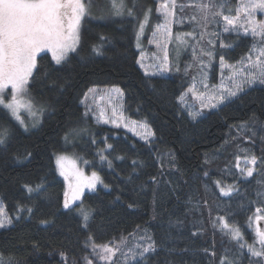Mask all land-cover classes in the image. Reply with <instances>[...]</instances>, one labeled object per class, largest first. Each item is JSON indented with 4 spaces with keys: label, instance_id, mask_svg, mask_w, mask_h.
<instances>
[{
    "label": "trees",
    "instance_id": "trees-1",
    "mask_svg": "<svg viewBox=\"0 0 264 264\" xmlns=\"http://www.w3.org/2000/svg\"><path fill=\"white\" fill-rule=\"evenodd\" d=\"M159 1L140 0L141 8L153 10L146 30L153 23ZM191 1L194 5L202 0ZM128 2L131 6L132 0ZM189 2L183 9L196 16L198 9L188 7ZM94 4L93 15L81 21L77 52L69 53L68 60L60 65L48 53L37 58L32 93L46 106L39 126L25 132L0 107V123H8L13 129L7 149L0 148V200L13 217L11 226L0 228V264H9L10 260L13 264H85V257L93 264H103L92 248L85 246L89 232L97 244L111 241L116 245L123 239L121 245L136 240L147 246L149 236L156 241L155 252L135 260L128 257L125 264H219L225 254L236 264H256L247 249H240L219 226L213 227V221L217 215L226 216L240 226L244 238L241 243L253 242L249 218L257 208L264 210V194L257 195L258 191L264 193V163L258 161L252 178L239 176L234 165L237 155L243 158L255 154L264 160V86L247 88L226 105L191 120L178 101L191 82L189 53L183 54L179 71L175 68L167 75H146L137 64L139 50L135 46L136 28L143 17L141 8L136 9L137 19L126 14L109 15L111 3L107 0H94ZM187 14L182 17V27L192 29L188 22L191 14ZM213 22L218 23L216 18ZM101 35L106 37L103 42ZM221 41L231 47L220 48ZM94 44L103 45V55L92 51ZM212 46L216 63L211 64L209 73L215 75L221 54L227 62H239L260 44L251 36L221 34L216 35ZM91 86L119 87L123 114L133 121H146L155 132L152 143L145 146L122 127L94 123L90 114L85 117L81 101ZM82 129L86 134L78 135ZM106 143L115 148L111 155L104 153L113 160L112 168L97 155ZM26 151L32 152L31 158L23 159ZM55 153H72L89 161L84 164L81 160L84 170L97 171L109 185H99L81 197L85 209L95 210L88 229L81 226L77 212L61 207L65 187L56 171ZM17 154L20 161L15 159ZM117 155L126 158L115 159ZM206 158L210 163L205 164ZM133 160L143 165L133 171ZM41 176L47 193L30 202L22 184ZM214 180L236 183L239 194L221 196ZM18 200L35 203L40 211L31 217L22 213L16 220ZM41 218L52 222L41 224ZM173 248L177 250L170 251ZM185 248L187 251H182ZM116 255L114 264H118Z\"/></svg>",
    "mask_w": 264,
    "mask_h": 264
},
{
    "label": "snow or ice",
    "instance_id": "snow-or-ice-1",
    "mask_svg": "<svg viewBox=\"0 0 264 264\" xmlns=\"http://www.w3.org/2000/svg\"><path fill=\"white\" fill-rule=\"evenodd\" d=\"M95 7L94 0H0V107L7 110L8 115L14 119L18 124L23 127L27 132L30 128H37L39 126V116L46 111V106L43 102L39 101L32 93L33 84L35 81L34 69L37 68V58L41 53L50 52L52 60L56 65H60L68 60L69 53L77 52V45L80 43V28L81 21L85 17L93 15L92 9ZM177 0H163V3L156 9L158 13H162L164 17L163 23H157L155 30L152 32V40L150 43H155L156 47L164 51L163 60L159 68V73L170 71L169 57L167 53V46L173 37L172 24L176 17ZM180 9L183 10L185 5L181 4ZM188 7H195L202 14L201 19L204 25L209 23V17L213 20L217 17L222 18L224 21L225 33L231 31L239 32L237 24L240 23L243 15L244 34L251 35L253 38L259 37L258 55L255 60H252L251 56L248 57L250 67L257 69V71L248 72L242 78H237L240 73L235 72L233 76L228 77L231 81V87H217L211 94L199 93L197 94L194 88H189L187 92L183 93L179 97L181 104L185 103V96L188 93L195 95V98L200 102V108L215 109L220 105H226L237 97L239 94L244 93L247 88H251L254 85L264 86V19L258 20L256 14H264V0H239L238 5L235 8L227 6L226 0H207V2H200L197 4H190ZM141 8L140 0H132L131 6H129L128 0H112L111 9L109 15L122 16L128 15L133 18H137L136 9ZM143 12V19L138 21V31L136 32L137 47H140V37L145 31V26L150 22V14L152 8H141ZM234 13V14H225ZM103 18V16L99 17ZM192 21H196L197 17L193 15L190 18ZM184 36L193 37L195 39L194 32L177 33L176 40L181 45L186 44L187 41L183 39ZM203 34H201L202 38ZM106 39L104 35L100 36L101 42ZM211 43V41H209ZM220 48L231 47L230 44H226L221 41ZM255 47V45H254ZM92 51L97 55H103V45H93ZM195 54V49H193ZM203 53V49H201ZM209 57L212 53H204ZM42 58V57H41ZM142 60V58H141ZM141 60V67H144ZM221 67H231L225 62L224 54L219 56ZM177 71L179 68L177 67ZM146 71V75H147ZM157 73H153L155 75ZM55 83V82H54ZM207 87V86H205ZM108 93H116L122 97L123 92L118 87H112L105 89ZM96 88H90L88 93H85V99H87L89 93H96ZM84 103V100L81 101ZM90 112L93 115L95 113L90 106L85 105V111L83 115L87 117ZM115 115V111L113 112ZM188 115L196 120L200 115V111H189ZM31 119V123H28V119ZM97 122L109 123L110 120L105 118L104 112L101 111L96 116ZM111 123L119 128L121 123L116 119H112ZM124 127H128L130 131H133L140 140L144 141L145 146H149L155 137V132L147 124L146 121H128L123 124ZM247 127V125H242ZM141 129L136 131V129ZM256 133L254 132L253 135ZM13 135L12 126L8 123H0V148L7 149L9 141ZM65 142L69 141V135L65 134ZM95 143V140L92 141ZM115 151L114 145L106 143L104 149H100L97 153L99 160L102 163H106L109 168L113 167V160L109 158L112 152ZM108 152L109 155L104 153ZM32 157V152L26 151L23 154V159H29ZM126 157L123 155L115 156V159L123 160ZM15 159L20 161L22 158L20 155H15ZM80 159L84 164L90 163L87 160H83L82 157H70L66 154H54V161L56 170L59 175L67 182V188L63 194V201L61 207L67 212H77L81 219V226L84 229H88L89 220L92 218L94 209L83 206L81 197L84 195V189L95 190L98 184L104 188H108L109 185L104 182V179L99 175L97 171H92L91 175H85L84 171L77 167L76 160ZM174 160V156H173ZM235 165L241 175L244 178L254 177V173L257 172L258 161L264 163V160L258 158L255 154L246 155L243 157L244 167H241V157L237 155L235 157ZM210 163L206 158L205 164ZM133 171L136 167H141L143 162L133 160ZM251 165V166H249ZM173 166H175L173 164ZM205 177L209 176V172L205 171ZM153 182L156 181V177L151 178ZM215 187L219 190V194L223 197H232L233 194H239V186L236 183L226 184L221 180L213 181ZM24 192L27 194V199L32 202L34 197H39L41 194L47 193L46 181L43 176L39 177L37 181L25 182L22 184ZM264 194L260 191L257 195ZM77 201H81L79 205ZM207 205V201L204 202ZM132 207V205H129ZM15 211L17 213L15 219L22 218L20 214L27 213L30 217L37 211H40L39 207L35 203H24L23 201H16ZM257 213L261 212L260 208L256 209ZM209 215L211 216V209H209ZM262 217L257 216L256 220L259 221ZM251 220V217L249 218ZM52 221L48 218H41L39 223L49 224ZM13 224V217L7 212V206L3 200H0V228H7ZM219 226L221 230H225V234L229 235L232 240L237 241L240 249H247V253L250 258L256 259V264H264V231L259 227L256 231V239L252 243L244 241L243 234L240 226L230 222V219L224 215H217L213 221V227ZM139 227V226H137ZM193 236L197 235L196 232L192 233ZM150 241L147 246L142 247V250L136 252L133 249H129V253L126 254L132 260H135L137 256L145 258L146 254L156 251L157 243L150 236ZM123 243V239L121 241ZM260 247L257 248L256 244ZM85 246H90L95 258L103 264H114L113 257L120 250L119 246L114 245L109 241L106 244H97L94 237L89 232L85 241ZM139 248L140 246L137 245ZM177 250L175 248L170 251ZM187 251V249H182ZM207 252V249L204 250ZM214 256L215 253H212ZM63 256V254H62ZM9 264H13L10 260ZM85 264H93V260L85 257ZM219 264H236L234 259H229L228 255H222L220 257Z\"/></svg>",
    "mask_w": 264,
    "mask_h": 264
},
{
    "label": "rangeland",
    "instance_id": "rangeland-1",
    "mask_svg": "<svg viewBox=\"0 0 264 264\" xmlns=\"http://www.w3.org/2000/svg\"><path fill=\"white\" fill-rule=\"evenodd\" d=\"M107 1H109L112 4V0H107ZM181 1H183V0H181ZM187 1L188 2L190 1L189 2L190 4L192 3L191 0H184L183 4ZM195 2H196V0H194V3ZM203 2H206V1H203ZM161 3H163V0L157 2V5L154 8L155 18L153 20L152 25L149 27V30H146V27L148 25L145 26V31H144L143 35L140 37V47H137V41H136V36H135V46L139 50V56H138L137 61L141 60V58H142L141 62L143 63L144 67H141L140 63H137L138 66L140 67L141 71H143L145 73L147 71L148 74H152V75H153V73H157L155 75H158V76L169 74L168 73L169 71L164 72L163 74L159 73L158 70H159L161 63H162V60H163L164 51L162 49L157 48L156 44L154 42L150 43V41L152 40V32L155 30L156 24L164 22V17L162 15V13H158L156 11V9L159 7V5ZM238 3H239V0H233V1H229V2L227 1V6L230 8H235L238 5ZM177 5L180 6V4L178 3V0H177ZM185 11H186L185 9L181 10L180 8H178V6L176 7V13L177 14L175 17V21H178V22H173V24H172L173 37L171 38V41L169 42V44L167 46L170 71L177 68V66H179V64L183 61L182 56L185 52L189 53L188 56H186L189 58L188 66H189V69L192 68L193 71H192L191 75H189L191 82H190L189 86L186 89H184L182 94L187 92L189 88H194V90L197 94H199V93L211 94L212 91L214 89H216L217 87H221V86L225 87V88L231 87V81L228 79V77L233 76V74L235 72L240 73V75L237 78H242L248 72L257 71V69H253L250 67L248 57L251 56L252 60H255L257 55H258V51H259V48L261 47V45L259 48L252 50L250 54H247L245 56L244 60H241L239 62H227V61H225L226 64L230 65L231 67H223L222 68L220 65V61H218V68L215 71V75H211L209 73V69L211 67V64H213L216 61V58L213 57L214 51H213V46H212L215 43L216 35L219 37L221 36V34H238V35L245 36L244 28L241 27V24H243V15L241 17L240 23L237 24V28L239 29V32L237 33L235 31H231L229 33H225L223 31L225 24H224V21L222 20V18L217 17L216 20L218 23L214 24L213 19L211 17H209V23H207V25H204V23L201 19L202 14L199 12V10L196 13V16L198 17L196 21H192L191 19L188 20L190 25L193 26L192 29L191 28L184 29L182 27L183 25L181 23L182 17L185 19L186 15H188L187 13L191 14L190 15L191 17L193 16L192 13L185 12ZM225 14L231 15L234 13L226 12ZM256 18L258 20L264 19V14L257 13ZM142 19H143V17L141 18V20ZM180 23H181V25H180L181 30H179L180 27H178ZM136 29H137L136 30V32H137L138 27ZM214 29L216 31H214ZM187 32H194L195 39L193 37L184 36L183 39H185L187 41V43L181 45L179 43V41L176 40V34L177 33L183 34V33H187ZM201 34H203L202 38H201ZM247 36H251V35L249 34ZM255 38L257 40H260L259 37H255ZM209 41H211V43H209ZM193 49H195V54L193 52ZM201 49H203V53L201 52ZM45 53H48L51 56L50 52H45ZM204 53H212V56L209 57L208 55H206ZM189 55H190V57H189ZM205 86H207V87H205ZM112 87H114V86H91V87H89L86 90V93H88V90L90 88H96L97 92L96 93H89L87 99H85V94H83L84 96H83L82 100H84V103L82 104V106L84 107V111H85V105L90 106V108L95 113V115H93L92 112H90V115H91L94 123L105 124L102 121L98 123L97 119H96V116H98L100 114V112L103 111L105 118H108L110 120V122L105 124V125L115 127L111 123V120L116 119L117 122L121 123V125H122L121 127L123 129H125L127 132L131 133L135 137L139 138L137 135L134 134L133 131H130L128 127L123 126V124L125 122L133 121V120L128 119L125 116V114H123L124 113L123 112V104H122L123 96L120 97L116 93H108L105 91V89H110ZM115 87H117V86H115ZM180 107H181L182 111L191 120H193V119L188 115L189 111H200L201 114H203L204 112H206L208 110H214V109H208V108L201 110L199 100H197L195 98V95H193L192 93H188V95L185 96V103L184 104L180 103ZM1 108H3V107H1ZM217 108H215V109H217ZM114 111H115V115H113ZM40 117H41V115L39 116V123L41 120ZM28 121H30V123L32 122L30 118L28 119ZM21 128L23 129V127H21ZM140 130L141 129H139V128L136 129V131H140ZM83 134H86V130L82 129V130L78 131V135H83ZM59 154H66L70 157H73L74 159L76 157H79V156L74 155L72 153H59ZM54 163H55V161H54ZM76 163H77V167L82 169L84 171L85 175H91L92 171L86 172L84 170L85 169L84 164L81 163L80 159H77ZM240 163H241V167L245 166L243 158H241ZM249 166H251V165H249ZM57 173H58V171H57ZM58 175H59V173H58ZM238 175H239V172H238ZM61 180H63L64 187L66 190L67 182H65L63 177H61ZM99 185L100 184H98L97 186H99ZM85 191H90V190L86 188V189H84V192ZM262 212L264 213V210L261 211L260 213H257L255 210L254 212H252L253 214L250 216L251 220L249 219V224L251 225V230H252L251 234H253V236H254L253 241L256 239V231H257V228L259 227L257 224L258 221L256 220V217L257 216L263 217ZM259 229L263 230V228H259ZM143 244H144L143 241L138 242L136 240H133L129 244H127V242L126 243L124 242V244H122V245H121V241L117 242L116 245L119 246V249H120L117 252L118 258H119L117 261L118 264H125L126 263V260H128V257H129L126 254L129 253V249H133L136 252H139L142 250V247H145V246H143ZM137 245H139L140 247L138 248ZM256 247L259 248L260 245L257 243ZM115 256H117V255H115Z\"/></svg>",
    "mask_w": 264,
    "mask_h": 264
},
{
    "label": "water",
    "instance_id": "water-1",
    "mask_svg": "<svg viewBox=\"0 0 264 264\" xmlns=\"http://www.w3.org/2000/svg\"><path fill=\"white\" fill-rule=\"evenodd\" d=\"M257 224H258L259 228H263L262 231H264V220L260 219Z\"/></svg>",
    "mask_w": 264,
    "mask_h": 264
}]
</instances>
